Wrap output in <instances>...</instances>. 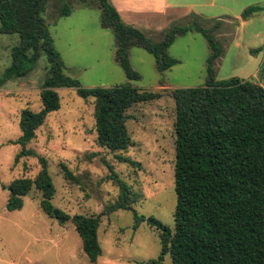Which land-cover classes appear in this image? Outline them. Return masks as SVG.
<instances>
[{
	"label": "trees",
	"instance_id": "16d2710c",
	"mask_svg": "<svg viewBox=\"0 0 264 264\" xmlns=\"http://www.w3.org/2000/svg\"><path fill=\"white\" fill-rule=\"evenodd\" d=\"M52 1L0 0V35L18 36V43L10 52V65L0 75V88L8 81L26 78L43 55L47 60V74L40 92L41 109L20 112L21 135L14 144L20 145L21 150L14 165L22 157L37 156L26 146L35 139L46 118L60 109L57 90L62 88H74L78 97L93 100L98 146L110 153H125L131 144L127 112L137 105L159 100L162 94L141 90L130 83L82 88L76 79L65 75L63 60L42 16L48 6L54 12ZM95 1L94 7L101 11V26L111 30L115 37V60L130 82L140 79L128 59L132 47L153 55L159 73L178 63L167 55L177 36L195 31L207 39L212 50L204 85L171 92L175 105L173 228L153 217L145 219L138 215L130 187L104 159L109 171L104 181L117 188L118 195L100 214L69 216L54 206L55 187L48 172L49 164L43 157L38 158L40 170L33 179L18 178L10 183L7 211H21L23 199L33 189L37 190L41 193L40 208L49 218L60 225L73 224L82 251L91 263H97L102 256L98 241L101 218L129 211L135 221L134 231L147 222L159 238V255L148 264H163L167 255L172 264H264V61L259 72L261 84L237 77L217 80L213 66L219 61L222 47L211 35L212 29L199 24L200 17L190 15L189 18L199 21L183 25L185 18L164 31L145 33L125 24L109 0ZM73 4L74 1H66L54 14L68 16ZM259 10L258 6L248 7L241 19L246 20ZM115 156L120 163L140 167L128 157ZM60 172L64 180L78 183L77 176L63 163Z\"/></svg>",
	"mask_w": 264,
	"mask_h": 264
},
{
	"label": "rangeland",
	"instance_id": "374dc122",
	"mask_svg": "<svg viewBox=\"0 0 264 264\" xmlns=\"http://www.w3.org/2000/svg\"><path fill=\"white\" fill-rule=\"evenodd\" d=\"M66 1L53 0L54 12L58 13ZM73 1L68 16H57L50 6L42 13L55 50L63 60L64 74L76 79L82 88L130 83L144 91L161 93L162 97L127 112L131 144L125 153H110L97 144L93 100L78 97L74 88L58 89L60 109L46 118L35 139L26 146L37 156L22 157L14 165L21 150L20 145L14 144L21 135L20 112L24 109L38 112L42 107L40 92L47 74L46 56L40 58L26 78L8 81L0 88V264H148L157 259L160 241L147 222L133 230L132 212L118 211L101 218L98 241L102 256L97 263H91L82 251L73 224L60 225L49 218L40 208L41 193L37 190L33 189L23 199L21 211L6 209L10 183L18 178L33 179L40 170L38 158L43 157L49 164L48 172L55 187L52 204L69 216L100 214L118 195V189L104 181L109 175L104 159L130 187L138 215L145 219L153 217L173 228L175 105L171 92L204 85L206 64L212 53L209 42L195 31L177 36L167 55L178 63L163 73L157 71L153 55L140 47L130 48V65L140 76L138 81L130 82L115 60V37L111 30L101 26V11L94 7L96 1L70 0ZM193 21L199 20L187 17L182 24ZM199 24L212 29L211 35L222 47L219 61L213 66L218 72L217 80L245 76L254 67L257 55L244 47L247 43L229 38L234 21L221 25L218 21L201 19ZM17 43L18 36L0 35V75L10 65V52ZM238 43L240 48L236 47ZM258 44L257 41L253 46L264 51L261 47L264 41L261 46ZM221 61H225L222 71L217 68ZM251 81L261 84L260 73ZM115 155L128 157L140 167L120 163ZM62 163L77 176V184L63 179ZM163 264H172L169 255Z\"/></svg>",
	"mask_w": 264,
	"mask_h": 264
},
{
	"label": "crops",
	"instance_id": "0c3cea01",
	"mask_svg": "<svg viewBox=\"0 0 264 264\" xmlns=\"http://www.w3.org/2000/svg\"><path fill=\"white\" fill-rule=\"evenodd\" d=\"M118 12L121 20L145 33H158L168 29L173 23H178L190 15H196L203 20L223 23L235 22V28L229 33L233 40L243 41L244 47L250 51L261 46L264 41V0H109ZM251 6L260 10L246 20L241 19L242 12ZM216 9V10H215ZM220 10V11H217ZM264 45V44H263ZM240 48V43L236 45ZM264 47V46H261ZM258 49V48H257ZM253 68L245 76H236L243 80H251L259 73L264 61V51L255 54ZM225 61L219 63L220 70ZM222 63V64H221ZM217 72V70H216ZM243 72V71H241ZM218 72L216 73V75ZM244 74V73H242ZM233 76L229 77L232 78ZM217 79V78H216ZM228 79V78H226ZM225 80V79H222Z\"/></svg>",
	"mask_w": 264,
	"mask_h": 264
}]
</instances>
